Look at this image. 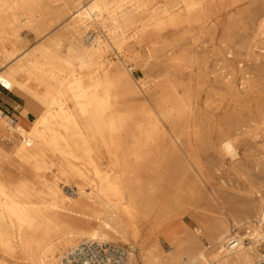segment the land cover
<instances>
[{
    "label": "bare ground",
    "instance_id": "bare-ground-1",
    "mask_svg": "<svg viewBox=\"0 0 264 264\" xmlns=\"http://www.w3.org/2000/svg\"><path fill=\"white\" fill-rule=\"evenodd\" d=\"M260 1L0 0V88L37 114L11 126L0 112L17 140L0 147V264H61L90 240L129 245L125 264H259L264 197L214 193L202 209L200 157L234 156L241 135L264 132V62L250 63L264 42ZM252 12L254 35L232 51L233 23ZM202 36L219 45L216 68L186 46ZM132 61L162 73L135 79ZM188 211L195 228L179 222Z\"/></svg>",
    "mask_w": 264,
    "mask_h": 264
},
{
    "label": "rangeland",
    "instance_id": "rangeland-1",
    "mask_svg": "<svg viewBox=\"0 0 264 264\" xmlns=\"http://www.w3.org/2000/svg\"><path fill=\"white\" fill-rule=\"evenodd\" d=\"M245 7L241 5L240 7L234 8L229 14L237 16V11ZM258 8L259 10L264 8V5L260 1L256 6L252 8L254 10ZM254 15L253 12L249 14H244L241 19L233 23L231 30L229 48L232 51L237 50V48L246 40H250L255 32V24L251 20V16ZM61 27V26H60ZM60 27L56 28L54 31H59ZM24 37L28 38L29 46L37 43L39 39L36 37L35 33L29 30H23L21 33ZM220 36V32H219ZM218 41V40H217ZM192 40H188L186 43L187 47H191L193 50L199 53L201 59H208V64L210 69L218 67L217 64H222L223 61H217L223 57H217L212 49L214 47L219 48L218 43L212 45L209 36H202L197 44H193ZM258 48H256V54L253 56V61L250 62L252 65V70H263L259 65L264 62V51L262 53L261 48L264 47V42L260 39L258 41ZM111 58L115 55L110 56ZM246 56H236L232 57L234 59L233 66L237 68V64L240 60L245 59ZM134 63V68L132 70V76L135 79H140L146 76H157L162 72L154 69L149 70L144 68L141 61H132ZM130 63V62H129ZM2 67V65H0ZM207 94L205 91H201L198 95L196 102L200 110L197 115L198 120H204L207 115V110L205 109V104L207 100ZM37 114L33 113V116ZM248 116H245L247 119ZM8 118H6L7 122ZM216 137L217 135H213ZM11 138V139H10ZM7 142H9V152L14 151V144L17 142L14 137H5ZM236 155L232 156L229 154L220 153L218 147L211 148L207 151H203L201 154V162L204 165V170L207 176V182L202 184L204 192L207 194L206 200L201 204V208L212 207L214 193L222 197H229L231 195L237 197H264V132L259 130L247 131L241 135L239 141L236 144ZM5 170V169H4ZM13 171L15 177L21 176L20 170L17 168L10 169ZM47 173V177L53 176V171ZM9 169L5 170L8 173ZM10 171V172H11ZM61 188L68 194L73 193L77 190L76 184L74 182H66L64 180L60 181ZM211 198V199H210ZM179 222L185 224L191 228L197 227V222L195 221L194 215L191 212H185L180 216ZM238 230L236 229V232ZM248 242V241H246ZM119 244V243H117ZM129 248V245H126ZM162 246L166 251L171 249L170 244L166 241L162 242ZM263 250V249H261Z\"/></svg>",
    "mask_w": 264,
    "mask_h": 264
},
{
    "label": "built area",
    "instance_id": "built-area-1",
    "mask_svg": "<svg viewBox=\"0 0 264 264\" xmlns=\"http://www.w3.org/2000/svg\"><path fill=\"white\" fill-rule=\"evenodd\" d=\"M9 124L14 126L15 120L10 118ZM127 249L126 245L112 242L84 241L66 254L61 264H125ZM259 264H264V253Z\"/></svg>",
    "mask_w": 264,
    "mask_h": 264
},
{
    "label": "crops",
    "instance_id": "crops-1",
    "mask_svg": "<svg viewBox=\"0 0 264 264\" xmlns=\"http://www.w3.org/2000/svg\"><path fill=\"white\" fill-rule=\"evenodd\" d=\"M1 70H3V67H0V71ZM21 98L22 96L18 95L16 92H8L0 88V112L3 116L8 117V119H14L15 123H31L33 120V113L27 109L25 102H23ZM0 147H4L5 151L9 152V142H7V139H5L1 130Z\"/></svg>",
    "mask_w": 264,
    "mask_h": 264
}]
</instances>
